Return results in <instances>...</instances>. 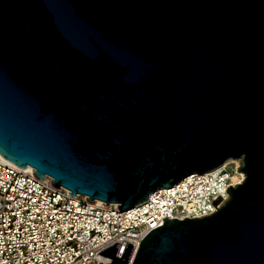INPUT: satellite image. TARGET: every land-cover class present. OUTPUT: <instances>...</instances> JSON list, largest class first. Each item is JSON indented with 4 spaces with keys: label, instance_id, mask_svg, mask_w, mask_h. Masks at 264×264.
<instances>
[{
    "label": "water",
    "instance_id": "1",
    "mask_svg": "<svg viewBox=\"0 0 264 264\" xmlns=\"http://www.w3.org/2000/svg\"><path fill=\"white\" fill-rule=\"evenodd\" d=\"M0 157L120 211L238 160L213 214L97 253L264 264V0H0Z\"/></svg>",
    "mask_w": 264,
    "mask_h": 264
},
{
    "label": "built area",
    "instance_id": "2",
    "mask_svg": "<svg viewBox=\"0 0 264 264\" xmlns=\"http://www.w3.org/2000/svg\"><path fill=\"white\" fill-rule=\"evenodd\" d=\"M238 160L215 170L191 174L170 188L157 189L131 209L104 206L86 196L38 179L30 167L18 168L0 157V264H105L111 258L97 252L115 243L120 257L125 243L130 258L140 240L162 218L191 219L213 214L227 200V186L244 179ZM217 195L220 203L211 204ZM87 198V197H86ZM117 245V246H116Z\"/></svg>",
    "mask_w": 264,
    "mask_h": 264
},
{
    "label": "bare ground",
    "instance_id": "3",
    "mask_svg": "<svg viewBox=\"0 0 264 264\" xmlns=\"http://www.w3.org/2000/svg\"><path fill=\"white\" fill-rule=\"evenodd\" d=\"M179 182H180V181H179ZM179 182H177V183H179ZM177 183H176V184H177ZM174 185H175V184H174ZM174 185H173V186H174ZM173 186H171V187H173ZM169 188H170V187H169ZM160 189H162V188H160ZM133 257H134V254H132V256H131V258H130V262L132 261Z\"/></svg>",
    "mask_w": 264,
    "mask_h": 264
}]
</instances>
